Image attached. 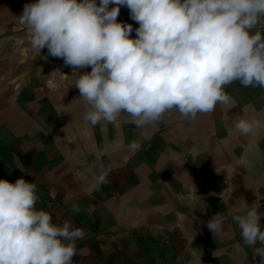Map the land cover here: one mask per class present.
<instances>
[{"label": "crops", "instance_id": "obj_1", "mask_svg": "<svg viewBox=\"0 0 264 264\" xmlns=\"http://www.w3.org/2000/svg\"><path fill=\"white\" fill-rule=\"evenodd\" d=\"M34 2L0 0V179L36 183L37 209L85 232L73 264H258L232 217L245 215L251 198L264 213L248 160L251 137L264 159V127L245 136L234 125L264 118V88L234 82L225 89L231 105L195 120L173 110L142 129L126 114L93 127L83 120L88 106L75 100L79 73L61 58L44 59L46 48L38 55L19 23ZM117 19L139 27L126 7ZM117 139L125 147L113 152ZM133 140L142 145L135 153L126 147ZM257 174L253 181L264 183V170ZM217 212L225 226L214 236L207 222Z\"/></svg>", "mask_w": 264, "mask_h": 264}, {"label": "clouds", "instance_id": "obj_2", "mask_svg": "<svg viewBox=\"0 0 264 264\" xmlns=\"http://www.w3.org/2000/svg\"><path fill=\"white\" fill-rule=\"evenodd\" d=\"M121 7L138 28L118 21ZM262 22L264 0H35L19 17L38 55L46 48L44 59L61 58L79 73L75 100L88 106L85 122L115 124L126 114L138 129L173 110L195 120L217 105H231L225 89L237 81L264 88ZM234 126L254 135L264 121L239 119ZM124 147L117 139L112 151ZM126 147L135 153L142 145L133 140ZM110 172L111 165L101 171L98 188ZM38 200L36 183L0 179V264H73L85 232L69 221L54 222L50 212L37 209ZM247 207L232 219L243 245L264 264V213L255 203ZM79 211L74 204L72 212ZM224 226L219 212L207 222L214 236Z\"/></svg>", "mask_w": 264, "mask_h": 264}, {"label": "rangeland", "instance_id": "obj_3", "mask_svg": "<svg viewBox=\"0 0 264 264\" xmlns=\"http://www.w3.org/2000/svg\"><path fill=\"white\" fill-rule=\"evenodd\" d=\"M264 121V118L262 119ZM258 138L255 137H251L250 138V148L248 150L249 156H248V160H249V164H250V169H251V189H253V186H255V188L257 190H262L264 189V183L263 182H254L253 180L255 179V176L257 174V172L262 171V169L264 170V159H263V153L262 151H258L255 149V141H257ZM246 157V156H245ZM260 164V165H259ZM253 169H254V173H253ZM258 175V174H257ZM258 199L255 198H251V206L255 203H257ZM264 206V198L260 199V205L262 204Z\"/></svg>", "mask_w": 264, "mask_h": 264}]
</instances>
